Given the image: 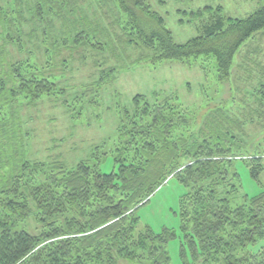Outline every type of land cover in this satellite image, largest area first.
I'll return each mask as SVG.
<instances>
[{"label":"trees","instance_id":"1","mask_svg":"<svg viewBox=\"0 0 264 264\" xmlns=\"http://www.w3.org/2000/svg\"><path fill=\"white\" fill-rule=\"evenodd\" d=\"M191 12L201 22L199 34L179 43L150 0H0V264H168L174 233L147 227L138 234L136 227L139 207L171 177L187 189L181 212L191 251L186 264H264V156L249 153V125L223 107L209 110L197 127L169 96L138 93L130 108L121 109L113 155L93 152L73 167L59 155L51 161L27 157L22 110L43 96H68V61L79 58L65 49L55 55L57 44H84L82 58L90 55L98 68L113 59L123 68L130 51L137 55L134 63L212 57L224 81L242 70L247 91L253 62L245 55L234 62L243 47L264 51L256 40L264 38V5L247 17H226L221 6ZM106 21L113 33L102 28ZM112 37L118 53L109 50ZM39 40L45 48L35 46ZM115 69L100 70L99 89L115 80ZM256 76L259 97L250 108L264 125V68ZM61 102L69 107L67 99ZM110 155L118 169L104 172ZM240 161L261 191L234 204L243 187ZM17 214L22 220L35 215L45 229H14Z\"/></svg>","mask_w":264,"mask_h":264},{"label":"rangeland","instance_id":"2","mask_svg":"<svg viewBox=\"0 0 264 264\" xmlns=\"http://www.w3.org/2000/svg\"><path fill=\"white\" fill-rule=\"evenodd\" d=\"M150 2L166 17V24L179 43H184L199 34L198 28L201 22L198 17L193 18L192 10L221 6L226 17L236 18L247 17L264 5V0H168L166 7L159 6L156 0ZM111 11L117 12L114 7ZM111 27L108 21L102 26L106 32L113 33L114 29ZM116 32L119 33L118 30ZM112 39L114 43L108 45L109 50L118 53L120 45L116 43V38L112 37ZM256 40H261L264 47L263 36L257 37ZM61 42L62 40L59 43ZM37 45L46 47V43L42 40H39L35 46ZM72 45L69 42L63 47L57 44L55 54H62V50L65 49L67 51L65 55L72 53L79 55L75 62L68 61L64 82L67 84L69 95L59 99L56 94L52 95L53 99L43 96L44 100L39 103L30 102L22 110L24 130L28 134L27 157L30 160L51 161L55 155H59L69 167H73L82 159L90 157L93 152L98 154V152L112 151L113 155L117 144L121 109L130 108L136 94L155 91L174 99L172 101L177 108L179 106L182 111L188 113L197 127L209 110L223 107L230 117L246 121L249 125L247 126L251 131V136L249 134L248 137L249 153L258 152L264 156V125L260 124L262 123L260 117L253 116L254 113L250 108L255 110L259 97L256 90L259 77L256 75L264 68V51L257 54L250 51L246 53L247 49L243 47L236 55L234 67L242 61L244 55L248 62L249 59L253 62L249 74L252 76L251 86L246 91L245 84L240 80L242 70L236 69L232 81H224L219 78L215 59L212 57L193 59L191 62L168 59L154 64L134 63L137 55L135 51H130L131 62L123 68L118 66L115 59L109 61L105 67L98 68L95 60L89 58L90 55L88 58H82V53L86 50L82 48L85 47L84 44L78 43L74 45V49ZM107 67L114 69L116 67L113 74L115 80L99 89L97 83H99L100 70ZM62 99L68 100L69 107L62 104ZM20 101L23 105H27L29 100L20 97ZM6 113L7 111H4L1 114ZM250 127L252 129H249ZM258 143L261 144L260 149ZM98 155L93 159L97 161ZM112 155L102 163L101 168L104 172L118 169ZM237 167L243 187L234 197L236 198L234 204L242 203L246 201L247 195L253 196L261 191V186L241 161ZM186 192L184 184L177 178L171 177L157 188L150 199L137 211L139 221L136 233L145 231L147 227L155 233L164 231L174 233L167 244L171 257L168 264H186L191 260V251L185 241L181 217L182 198ZM13 228L35 233L45 229L44 222L38 221L35 215L22 220L18 214L13 218ZM118 264L144 263L121 259Z\"/></svg>","mask_w":264,"mask_h":264}]
</instances>
